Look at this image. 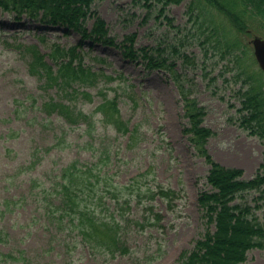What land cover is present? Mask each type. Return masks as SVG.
I'll use <instances>...</instances> for the list:
<instances>
[{
  "label": "rangeland",
  "instance_id": "1",
  "mask_svg": "<svg viewBox=\"0 0 264 264\" xmlns=\"http://www.w3.org/2000/svg\"><path fill=\"white\" fill-rule=\"evenodd\" d=\"M190 1L162 9L161 3L148 5L146 0H96L93 7L116 43L135 34L136 50L159 46L169 54L175 44L195 58L192 65L174 55L175 68L191 96L206 108L204 124L215 132L206 148L215 161L241 168L244 179L252 178L264 160V141L240 126L237 92L244 76L237 78L240 69L231 54L223 58L214 43H202L209 32L202 34L190 17ZM92 23L90 19L89 28ZM254 30L240 38L249 51L246 64L260 72L250 41L253 34L264 37V25ZM79 41L80 35L73 30L0 15V228L7 234L0 242V264H177L183 251L191 250L209 227L198 198L212 187L206 179L210 164L185 132L189 120L175 76L166 68H148L128 59L116 45L86 40L78 48L84 62L114 80L76 85L78 90L69 102L91 114L105 97L115 98L122 120L139 133L131 141L129 133L104 122L101 113L92 115L90 122L71 126L58 113L42 109L50 98H63L57 88H46L43 80L29 72L27 48L36 45L55 66L50 53L58 45L70 48ZM74 160L101 162L99 177L107 175L122 185L144 174L142 185L160 183L178 191L180 197L169 207L158 196L154 211L161 219L142 228L135 221L142 218L143 203L133 200L130 208L119 209L105 193L104 211L116 208L120 218L125 213L124 238L130 246L129 253L112 256L93 248L76 231H58L40 203L37 183L54 180ZM254 197L255 193H249L238 201L262 202ZM258 212L263 216L264 209ZM241 264H264V248L250 249Z\"/></svg>",
  "mask_w": 264,
  "mask_h": 264
},
{
  "label": "trees",
  "instance_id": "2",
  "mask_svg": "<svg viewBox=\"0 0 264 264\" xmlns=\"http://www.w3.org/2000/svg\"><path fill=\"white\" fill-rule=\"evenodd\" d=\"M95 1L0 0V15L8 13L16 19L25 17L49 26L73 30L80 35V41L75 46L65 48L58 45L50 53L56 67L36 45L27 48L30 54L29 72L43 80L46 88H57L63 98H50L43 103L42 109L47 114L58 113L71 126L82 121L90 122L92 115L101 113L104 122L114 125L122 134L129 133L133 141L138 137V128L134 126L130 129L128 123L122 120L115 98L105 97L91 114L69 102L78 90L76 85L91 86L102 78L114 80L111 74L96 71L87 65L78 48L86 40L116 45L132 61L144 63L148 68L170 70L178 83L185 115L189 120L185 132L190 135L191 143L198 153L210 164L206 179L212 187L201 192L198 198L209 227L191 250L183 251L177 264L243 263L250 249L264 248V212L263 216L258 212V209H264V160L259 171L249 179L242 177L241 168L228 167L215 161L206 148L207 140L215 134L213 129L204 124L206 108L191 96L182 74L175 68L177 57L192 65L196 62L195 58L175 44L171 45L169 54H164L163 50L166 49L159 46L136 50L133 46L135 34L126 35L120 44L116 43L108 34L106 21L94 9ZM146 1L148 5L161 3L164 9L183 0ZM188 12L202 34L209 32L202 43H214L213 47L221 49L223 58L230 54L233 56L240 69L237 78L244 76V83L237 92L241 101L238 108L240 126L264 141V72L249 69L246 64V59H249L248 47L240 38V34H252L257 26L264 25V0H191ZM90 19L93 20L91 28L88 27ZM198 38L201 39V36ZM83 94L91 99L88 91ZM103 160L105 158L101 157L100 161ZM100 163L85 164L74 160L63 167L54 180L37 183L40 203L50 223L58 231H76L93 248L102 249L112 256L124 255L130 252V246L124 238L125 213L120 211V218L116 208L110 213L104 211V194L109 193V200L119 209L130 208L133 200L138 204L143 203L142 218L135 221L142 228L145 227L144 223L154 226L161 219L160 213L154 211L158 196L169 207H173L180 194L160 183L154 187L149 186L148 182L142 185L140 177L144 174L134 176L125 185L116 183L107 175H102L105 178L101 179ZM249 193H255V201L262 202L252 205L248 200L238 201ZM211 225H214V229L210 228ZM6 235L4 229L0 228V242L6 240Z\"/></svg>",
  "mask_w": 264,
  "mask_h": 264
},
{
  "label": "water",
  "instance_id": "3",
  "mask_svg": "<svg viewBox=\"0 0 264 264\" xmlns=\"http://www.w3.org/2000/svg\"><path fill=\"white\" fill-rule=\"evenodd\" d=\"M250 43L253 46L255 58L264 72V37L253 34Z\"/></svg>",
  "mask_w": 264,
  "mask_h": 264
}]
</instances>
